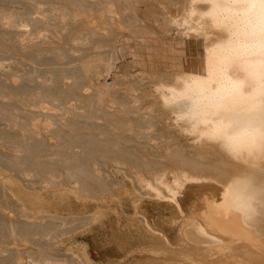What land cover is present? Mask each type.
<instances>
[{
    "label": "bare ground",
    "instance_id": "6f19581e",
    "mask_svg": "<svg viewBox=\"0 0 264 264\" xmlns=\"http://www.w3.org/2000/svg\"><path fill=\"white\" fill-rule=\"evenodd\" d=\"M132 1L0 0V62L12 60L5 64L11 70L0 72V264H100L85 251L76 258L69 248L48 246L60 242L78 204L98 201L100 208L105 200L94 193L116 196L117 175L181 215L188 189L213 191L191 199H199L196 204L188 201L192 220L179 233L186 249L173 247L143 214L137 216L169 246L173 255L165 264H264V147L259 141L230 146L215 135L218 127L243 128L246 110L258 103V70L234 59L235 29L212 0H184L175 14L152 22L158 39L195 46L185 65L132 81L126 76L122 88L101 81L121 58L124 39L151 34L128 14L136 11ZM241 90L245 111L228 110L225 98L239 99ZM137 98L150 109L131 104ZM157 126L176 130L191 145L153 148L155 135L145 129ZM159 138L167 141L165 134ZM38 256L45 257L42 263ZM122 260H134L131 250Z\"/></svg>",
    "mask_w": 264,
    "mask_h": 264
},
{
    "label": "rangeland",
    "instance_id": "374dc122",
    "mask_svg": "<svg viewBox=\"0 0 264 264\" xmlns=\"http://www.w3.org/2000/svg\"><path fill=\"white\" fill-rule=\"evenodd\" d=\"M183 1L184 0H133L130 4L131 7L130 6L129 7L132 9L135 8L136 11L134 10L133 11L134 13H131L129 11L128 14L131 16L134 15L133 17H135L137 15V17L139 18L138 24L144 26L145 29L151 31V34H144L143 36L137 34V37L135 35H131V36H129V39L128 38L124 39L123 40V42H124L123 46L124 47L122 48V51L120 52L122 55L121 58L117 62H115V66L110 71V73L107 72L108 74H106V72H104L106 75L103 74V77L101 76L102 79H100V80L103 81V79H106V81L108 83L114 81L115 83L118 84L117 87L122 88L123 86L125 87L124 81L127 77H128V80L132 81V80L138 79L139 77H143L142 73H144V72L153 73V72H159V71H169V70L175 69L176 67H182L183 65H185L189 59V56L191 55V52L194 53L197 51V49L195 50V46L194 45L191 46L187 42H185V43L183 42L181 44L179 41H176V43H173L169 37L167 39H164V40H163V38L158 39V37H156L158 34V28H157L156 24L154 22H152L153 19H162L163 17H166L170 14H175L176 10L180 8V6H181L180 4ZM40 5H38V6L41 7V9L46 8V5L44 6L42 4L44 7L40 6ZM132 6H134V7H132ZM44 12H45V14L49 13V11H46V10ZM39 16H41V15H39ZM135 29L138 30V27H135ZM169 32H170V35L172 37L177 34V30L174 28H172ZM160 39H162V40H160ZM163 41H164V43H163ZM173 47H174V49H172ZM3 61H4V59L2 58L0 65L3 67V65H2V63H3L5 68L4 67L0 68L1 73L3 71H5L6 68L9 67L5 64L11 63L10 61H12V60L8 61V59L7 60L5 59V61L4 62ZM11 67L12 66H10L9 68H11ZM9 68L6 69V72H8L7 70H11ZM37 80H40V79H37ZM140 100L141 99L137 98L136 101L135 102L132 101L131 104H134L135 106H141L142 109L145 107L143 109L145 111L147 109H150V107L147 106L149 103H146V102H143L142 100L141 101ZM146 107H148V108H146ZM143 110H141V111H143ZM146 130H149V132H152L153 135H155L153 139L149 140V142H150L149 145L152 144L151 146L153 148H155L154 146H156V145L160 146L161 143H162V145L160 147L163 146L162 148H165L167 144L170 145L171 142L181 143L185 146H188L187 142L190 143V141H187L185 138H182V136L176 130H172V132L171 131L170 132H164L163 131L164 132L163 133L159 129V126L152 128V129H145V131ZM174 131H175V134H174ZM160 134H165V136H167V139H166L167 141L165 143L161 142L160 138L158 139V136H160ZM156 136H157V139H155ZM178 137H180V139ZM171 138H172V140H171ZM158 140H159V142H158ZM172 144L173 143H171V145ZM189 145H191V143ZM149 150H150V152H152V149H149ZM161 151L163 152L164 150L161 149ZM143 152L146 153V151H143ZM155 152H156V150L153 149L152 153H154V154L158 153V152H156V153ZM115 179L117 181V184H116V188H114L112 191L115 193V191H116L115 189H117V191L115 193L116 196L111 195L112 196V198H111L110 193L107 191H104L101 193L99 191V192L94 193V194H102V197L105 200L104 204L100 208L97 207L98 201L93 202L92 200H90L93 203L90 201L89 202L87 201V204H78L79 206L76 203L77 208L75 209L76 210L75 214L77 215V218L75 220H73V222L71 221L72 223L70 222V224L67 225L66 229L64 228V230H66L65 231L66 233H64L65 235L63 234L60 236V238H62L60 240V242H59V240H58V242H55V240L52 241L55 243H54V245L50 244L48 246L49 249H51L52 246L53 247L55 246V247H57L56 250L58 252H62L64 249L69 248L70 251H73L77 254V255L74 254V256L76 258H82L83 257V251H85L88 253V256L91 259H93L94 261H96L97 263H100V264H115V262H118V261H119V263L122 261V264L123 263L124 264L125 263L126 264H131V263L132 264L133 263L134 264H165V263H167L169 261L167 259V257L169 258V256L173 255L168 251L169 246L164 245V243L162 242V240H163L162 238H161V240L157 239L154 236V234L147 232L148 230H145L143 228V226H142L143 224L141 225L139 222L141 220H138V217H137L140 214L141 215L143 214L148 219L149 223L152 225L153 228L156 227L155 229H158L159 231H162L164 234H166V237L169 239V241L171 242L173 247H175L174 243H177L178 245L181 244V247L184 244L183 245L184 247H182L183 249H186L188 247L187 246L188 244H186V240H185V243H183V241H184L183 239H182L183 241L180 242L181 238L179 237L180 236L179 235L180 229L185 224L184 222L186 221V219H188L190 221L192 220L191 218L193 215H191V214H193V213L190 214L191 209L189 208V206H187L188 201L190 200L189 203H192L193 201L195 202V204L198 203L199 199L198 200L195 199L192 201H191V199L198 198V197L200 198V196H202V193L203 194L206 192L209 193V191H211V193H212L213 191L210 188H208L209 186L205 185V187L207 186L208 189L207 188L204 189V186H201V189H200V187L192 186L191 190L188 189L185 192L186 194L184 195V201L182 203L183 208H184V213L182 215L185 217L182 218V215L180 213H177L174 210L172 211L165 203L159 204V203L147 198L143 194L140 187H136V189L139 188V190H141L140 191L141 193L136 192L138 189L136 190L133 187L138 186V185H136L135 182H133V184H132V182H131V181H133L132 179H128V178L123 177L121 175H119V176L117 175L115 177ZM125 180H127V181H125ZM120 181L121 182L123 181L124 183L122 184ZM122 185L124 186V188L120 187ZM127 186H128V190H127ZM117 187L118 188L120 187L119 191H118ZM195 188H197V190ZM129 190H131L132 192ZM133 190H136V191H133ZM194 190H195V192H194ZM125 191H126V193H125ZM191 191H192V195H191ZM105 192H106V194H105ZM127 192H129V194ZM107 193H109V195ZM131 193H132V195H131ZM134 193H137V195H135ZM140 194H141V196L143 194L144 197L139 196ZM196 194H198V196ZM188 196H190L192 198H190V197L188 198ZM116 197H117V199H115ZM136 197L140 198V199L137 200ZM71 198L73 200V197H71ZM133 205L136 207H134ZM160 205H163V206H160ZM158 207H160V208H158ZM135 209L137 212L134 211ZM187 209L188 210L190 209L189 212ZM195 209L198 210V208H195ZM3 210H2L3 213L6 212V213H9V215L12 213V212H10L11 209L7 210V211H5L6 209H3ZM97 210H100V211L102 210L101 212L103 214H102V217L100 218L101 220H99L100 222L99 221L93 222L94 221V220H92L93 214ZM195 214H194V216H197L199 214V212L196 215ZM186 215H187V217H186ZM135 216L137 217V221L139 223L134 220V219H136ZM188 216L190 217V219L188 218ZM130 218L133 219V221ZM133 222L135 223V225H133L134 224ZM188 223H189V221H188ZM186 224H187V222H186ZM69 226H71V227H69ZM162 228H164V229H162ZM67 229H68V231H71V232L68 233ZM160 229H162V230H160ZM176 231H177V233H176ZM178 238H180V239L178 240ZM49 242H51V239H49ZM156 243H158V244H156ZM177 244H176V246H177ZM117 245L122 246V247L121 248L119 247V249H118ZM153 246H154V248H153ZM177 247L181 248L180 245ZM58 248H59V250H58ZM128 248H130V249H128ZM69 249H67V250H69ZM127 250L128 251L131 250V252L134 254V260L130 261V263H128V261H126V260L125 261L122 260V258L125 256ZM167 251H168V253H167ZM122 252L124 254H122ZM178 255L179 254H176L175 257H177ZM38 257L40 259L39 263L41 261H44L41 259H43L45 257H40V256H38ZM153 257H156V258H153ZM181 257H182V255H181ZM136 258H137V260H136ZM138 258H139V260H138ZM140 258H142V259H140ZM146 258H148V259L150 258V260H148ZM165 259H167V261H165ZM147 261H149V262H147Z\"/></svg>",
    "mask_w": 264,
    "mask_h": 264
},
{
    "label": "snow or ice",
    "instance_id": "6c2138e0",
    "mask_svg": "<svg viewBox=\"0 0 264 264\" xmlns=\"http://www.w3.org/2000/svg\"><path fill=\"white\" fill-rule=\"evenodd\" d=\"M214 10H221L225 22L234 29V59L244 61L249 67L257 69L260 76L261 90L258 103L247 109L240 131L230 132L231 125L215 129L217 137L225 138L231 145H255L259 141L264 147V0H212ZM230 105L228 110L245 111L241 100L245 99L243 91H239V99L235 96L225 98ZM253 101L256 98L249 97ZM227 107V105H226ZM239 116V113H237ZM233 123H240L235 119Z\"/></svg>",
    "mask_w": 264,
    "mask_h": 264
}]
</instances>
